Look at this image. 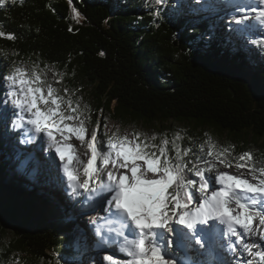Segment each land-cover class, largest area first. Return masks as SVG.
<instances>
[{
  "label": "trees",
  "instance_id": "1",
  "mask_svg": "<svg viewBox=\"0 0 264 264\" xmlns=\"http://www.w3.org/2000/svg\"><path fill=\"white\" fill-rule=\"evenodd\" d=\"M210 1L25 0L0 7V191L37 211L21 205L16 224L5 223L17 232L0 240V264H65L83 251L74 221L82 199L73 197L86 189L67 187L49 161L24 147L27 131L16 129L18 114L5 105L18 69L51 66L74 102L82 95L94 115L101 113L98 122L106 114L124 131L149 127V135L134 132L142 152L179 165L195 188L197 171L220 159L264 176V38L251 49L241 45L233 16ZM107 136L106 145L114 144ZM173 191L181 189L174 183L169 197ZM182 239L190 264H225L207 260L187 231ZM170 250L178 257L175 243Z\"/></svg>",
  "mask_w": 264,
  "mask_h": 264
},
{
  "label": "rangeland",
  "instance_id": "2",
  "mask_svg": "<svg viewBox=\"0 0 264 264\" xmlns=\"http://www.w3.org/2000/svg\"><path fill=\"white\" fill-rule=\"evenodd\" d=\"M196 1L201 3L203 0ZM246 1L248 0H212L206 4L210 6V8H216L222 12L225 11L233 16L232 19H235L236 21V25L234 26V37L241 36L242 39L240 40V44L246 46L247 49H251L250 45L252 43V40L264 38V17L260 15V13L264 12V6L262 5V10L260 11L254 8L249 9V11H244L242 10V6L247 3ZM196 18L200 17L196 15ZM242 33L245 34L242 35ZM27 68L28 67H24V70ZM23 73L24 76L22 78L28 81V83L21 84L19 82V79L21 77L19 76L18 72V75H16L17 79L14 83V87L8 89V97L5 105H9L13 110H16L18 114L16 116V129L19 127H23L27 131L26 139L23 143L24 147L32 150V153L35 155V157H40L49 161L52 165V167H50L51 170L54 171V173L57 175L58 180L67 185V187H75L77 185H82L85 180L88 181V188L85 190V192L76 194L77 196L73 197L74 199H78L79 197L82 199L78 209H76L77 213L74 221L75 224H78L80 233V237H78L79 239L81 238L80 241L81 245L83 246L81 255H83L77 260L70 259L67 261H63V263L65 264H85L84 259H86L89 253L92 252L91 249L89 250L83 242L84 238L81 237V233L83 231L82 227L85 224L89 230L92 227L98 231V225L101 221L99 220L101 219V214H103L105 210L107 211V209L110 206H113L115 203L113 201V195L101 187L102 183L105 185H107V183L105 181H100L103 172L105 174L106 171L110 170V168L116 166L115 163H104V158L108 156H111V158L115 160L116 151V149H114L113 147L106 145V140L108 138L107 135H110L113 139H115V143L113 145L123 146L124 142L126 141V146L134 149L138 145L134 132L140 133L142 135H149L150 133H152V131L149 127L145 128L140 123L124 131L118 123L108 119L106 114L102 115L101 122H98V115H100L101 113L97 112L94 115V110H92L88 106V104L91 105V102H85L83 98L84 96L82 95L80 98L75 97L74 99L76 100V102H74L72 100V96L65 88L62 79L58 78L59 74L51 66L40 67V69L31 67V70L29 72ZM37 77L39 79H37ZM4 80L5 76L3 75L2 83H4ZM29 88H39L40 92L34 93V95L37 98L43 96L46 100L49 101L47 104L38 102L37 108L41 112L46 114L49 112V110L54 113L50 119L45 121V130L43 132L36 133L34 126L28 123L30 119H34V113L36 112V109H31L30 111L28 110V101L26 99V96ZM50 88L55 90L52 97L48 96ZM52 99H55L57 101V104L51 103ZM17 101L20 102V106L17 105ZM82 110H86V112L83 113ZM68 113L69 116L67 115ZM170 125L172 126V128L177 126V124L174 122L170 123ZM79 127L84 128V141H80L76 137L74 132L67 131V129ZM49 131L51 132L52 137H54V141L49 139ZM93 134H95L97 137L95 141L91 140ZM65 137H67V139H65ZM63 142L65 144H63ZM66 142H70V145ZM53 143L60 147H67L68 145H72L70 152L75 155H73V159L71 160V162L66 159V155L64 157L66 160L64 158L61 160V157L56 152L55 147L52 146ZM88 143L93 144L97 150V159L95 164L93 165L96 171L93 173L92 177L85 176L84 174V170L87 167L88 161L92 158L91 149L87 146ZM39 144H42V146L40 147ZM73 144L75 145V147ZM45 147L49 148V151H46ZM75 148L77 150H75ZM40 150L42 151V154ZM137 163L139 166L147 168L143 161H137ZM65 166H67L68 171L73 172V174L77 177L75 181H69L65 172ZM159 167L160 165H158V168ZM200 171L201 174L206 178V180L210 181L209 186L206 190V195L209 196L213 191L219 192L223 190L224 185H222L218 180V177L220 175H230L235 178L246 180L254 187H259L260 181L264 180V176L257 177L250 169L238 167L236 164H231L224 159L206 163L200 168ZM151 174L149 175L156 177V179H161L163 177L162 171ZM105 177L108 178V175H106ZM198 188L199 186H197V188H195L194 190ZM238 190L240 191V196H242L243 198H251L248 200L244 199L243 201V199H241L238 194H235V197L239 198L242 203L250 206V210L252 212H264V197H256L258 203L254 207H251L253 194L237 188L236 191ZM197 195H200L198 191ZM202 202L203 201H201V203ZM97 205L102 206V209L93 212L92 210H94ZM196 207H198L196 201H192V203L189 204V208L193 210H195ZM229 207L233 209L234 213L239 211L234 203L230 204ZM108 212L111 213L112 211L109 210ZM84 215L86 216L84 217ZM94 218L96 220L95 227L92 225ZM260 218L261 217L257 215L253 220L252 228L254 229V231L245 234L243 229L239 228V226H236L238 235H230L229 237L225 236L224 231H222L220 234V232L217 231V229H220L219 225L214 220H210V223L208 222V224L203 225L207 228L210 227L212 229V237L209 239L206 235V231H199L200 227L198 224L196 225V234L194 235L183 225L176 223L175 220L178 219V216H175L173 217V220L169 222L168 227L170 228V230L162 229L161 235L163 236V245L160 253L164 257V259L166 261H170L171 264H183L181 261H179V259L172 258V252L170 249L171 244L175 243V245L178 247V257L182 256L183 258L188 260L189 255L188 253H185L186 248L183 247L184 241L182 239V233L187 231L188 233H190L195 242L197 240L200 241V243L196 242L199 251L202 252L209 261H215L217 257H220L221 259H223L225 264H259L258 259L260 254L263 253L264 249V238H262L264 237V226L259 223ZM211 223L212 225H210ZM170 231L174 232L175 235L170 234L171 237H169ZM197 232L199 233L200 237L197 236ZM180 248H182V250ZM105 252L106 254H104L103 252V255H101L102 259L106 260L105 257H112L114 260L117 259L116 255L112 252ZM97 257H99V254H92V259L90 260V262L88 261L89 263H87L95 264V262H97ZM107 262L109 263V261ZM13 264L20 263L15 262Z\"/></svg>",
  "mask_w": 264,
  "mask_h": 264
},
{
  "label": "snow or ice",
  "instance_id": "3",
  "mask_svg": "<svg viewBox=\"0 0 264 264\" xmlns=\"http://www.w3.org/2000/svg\"><path fill=\"white\" fill-rule=\"evenodd\" d=\"M260 15L264 17V12L260 13ZM3 35L4 33H0V36ZM14 38L12 35L8 36V39ZM17 71L19 72V70ZM19 76L21 77L19 79L21 84L28 83V81L22 78L24 76L23 72H19ZM10 79L15 82L17 77L12 76ZM37 79L39 78L37 77ZM39 92V88H29L26 99L29 108L36 109L34 119L30 122L36 127L37 132H43L45 130V121L50 119L54 113L49 110L46 114L37 108L38 102L45 104L49 102L43 96L37 98L34 95V93ZM54 92L55 90L50 88L48 96L52 97ZM51 103L57 104V101L52 99ZM17 105L20 106L19 101H17ZM67 131L74 132L80 141L85 140L83 127L70 128ZM48 136L50 140L54 141V137H52L50 131ZM96 139V135L93 134L91 140L95 141ZM126 144L127 142L125 141L123 146H117L110 142V146L116 149L115 160L111 156H108L104 158V163H115L118 167L130 168L131 177L129 178L123 174L117 177L112 173H108L109 184L105 185L102 183L101 187L106 191L115 192L113 201L115 202L116 208L125 212L135 227L139 229V239L137 241L125 240V243L131 245V247H122L121 250L132 257L130 264H171L170 261H166L161 255L160 249L152 247L146 250L145 242L149 240L150 234L154 240L155 233L152 232L153 228L170 230L168 227L169 222L175 216H178L175 222L183 225L194 235L196 234L197 224H208L210 220H219L220 224L226 226L227 234L231 236L238 235L236 226L243 229L245 234L254 231L252 225L257 215L261 217L259 223L264 226V212H252L249 205L242 203L239 198L235 197L237 188L252 193L253 199L251 207H254L258 203L256 197H264V180L260 181L259 187H254L246 180L230 175H220L218 180L224 185L223 190L219 192L213 191L209 196L206 195V190L210 181H207L199 171H197V175L200 176V185L198 189L194 190L195 185L193 181L189 179L185 183V178L180 175L182 169L179 165L171 166L168 160H164L161 164L158 158H150L148 154L143 153L139 145L133 149L127 147ZM52 146L55 147L61 159L64 158L65 153L71 151L70 146L62 148L55 143ZM87 146L91 149L92 158L88 161L84 174L85 176L92 177L96 171L93 165L97 159V150L91 143H88ZM68 160L71 162V155L68 156ZM140 160L147 166V172L157 173L158 171H162L163 177L157 180H147L145 178V171L137 163ZM158 165H160L159 168ZM237 166L239 167V165ZM261 171L264 174V169ZM65 172L69 181H75L77 179L73 172L68 171L67 166H65ZM174 183L181 189V192L173 191L169 197L167 195L168 190ZM81 187L87 189L88 181L85 180ZM73 189L75 190V188ZM197 191L200 194L199 196L197 195ZM191 201H196L198 205L195 210L189 208V202ZM201 201L203 202L201 203ZM169 203L172 205L171 208L169 207ZM232 203L239 209L238 212L234 213L233 209L229 207ZM196 242L200 243L199 240ZM259 258L261 261H264V254H260ZM105 259L109 261V264H117L112 257H105Z\"/></svg>",
  "mask_w": 264,
  "mask_h": 264
},
{
  "label": "bare ground",
  "instance_id": "4",
  "mask_svg": "<svg viewBox=\"0 0 264 264\" xmlns=\"http://www.w3.org/2000/svg\"><path fill=\"white\" fill-rule=\"evenodd\" d=\"M246 2L247 3H245L242 7H248V6L251 5L249 8H254L256 10H260L262 8V5L259 3V0H248ZM69 143H67V144H69ZM63 144H65V143L63 142ZM74 147H75V145H74ZM75 150H77V149L75 148ZM76 154H77V152H76ZM65 155H66V159H68V156L69 155H71L72 156V159H73V155H75V154H72L71 152H67V153H65ZM141 168L145 171V176H146L145 178L147 180H154V179H156V177L151 176L152 174L150 172H147L146 171V167L145 168L144 167H141ZM108 173H112L113 175H115L117 177L119 175H121V174L126 175L129 178L131 177L130 168L118 167L116 165L115 167H112V168H110V170L106 171L105 174L103 172V174L101 175V182H104L105 181L107 184H109L108 178L105 177ZM149 174H151V175H149ZM108 192L110 194H112L113 196L115 195V192L114 191H108ZM245 198H247V197H245ZM247 199H251V198H247ZM114 205H115V203H114ZM114 205L113 206H110L107 209V211L105 210L103 212V214H101V219L98 218L99 220H101L100 223H99V225H98L99 226V230L98 231L95 228H92V227L89 230L88 227L85 224L82 227V230L83 231L81 230L82 231L81 237L84 238V240H83L84 244L88 247L89 250L91 249V252H92V253H89V255L87 256L86 259H84L85 264H88L90 262V260L92 259L91 258L92 254H95V253L96 254H99V257H97V262H95V264H109L106 260L102 259V257H101V255H103V252H104V254H106L105 251H107V253H109V252L111 253L112 252L113 254H115L116 257H117V259H118L117 260L115 258L116 259L115 261L118 264H130V261H131L132 257L128 256L125 252H122L120 250L121 249V244L125 240L137 241V239L139 237V229H137L135 227V225L127 217V214L125 212H123L122 210L117 209L116 208V205L115 206ZM101 209H102V206L97 205L95 207V209L92 210V211L94 212V211L101 210ZM109 210H111L112 212L109 213L108 212ZM113 211H115V212H113ZM85 216L86 215H84V217ZM117 222H120L121 224L118 225ZM92 225L94 227L96 225L95 218L93 220ZM198 225H199V227H201L200 224H198ZM153 232L155 233V236H157L154 241H151L152 244H153V247H156V248L160 249V251H161L162 245H163V238H162L163 236H160V231L159 230L153 229ZM117 233H122V235H117ZM207 236H208V234H207ZM79 237H80V233H79ZM149 254H150V252H149ZM82 255L80 254V257Z\"/></svg>",
  "mask_w": 264,
  "mask_h": 264
},
{
  "label": "water",
  "instance_id": "5",
  "mask_svg": "<svg viewBox=\"0 0 264 264\" xmlns=\"http://www.w3.org/2000/svg\"><path fill=\"white\" fill-rule=\"evenodd\" d=\"M12 192L14 195L16 194V191H10ZM1 200H3L5 203H7L8 201L12 202V205L9 206L8 208H4V207H0V240H2V238H6V239H11L14 238L15 236V232H17L16 228H12V227H5V223H8L9 220H13L15 219L14 223L16 224V215L18 216H22V211H21V205H25L26 211H29L30 213H34V209L31 207V205H27V202L22 201V199H20L21 201H19V203L15 202L14 199H11L9 197V195L7 196L6 194L2 193L0 191V202ZM37 212V211H35ZM15 216V218H14ZM8 218V219H7ZM2 227V229H1ZM6 229V230H5ZM16 231H15V230Z\"/></svg>",
  "mask_w": 264,
  "mask_h": 264
},
{
  "label": "clouds",
  "instance_id": "6",
  "mask_svg": "<svg viewBox=\"0 0 264 264\" xmlns=\"http://www.w3.org/2000/svg\"><path fill=\"white\" fill-rule=\"evenodd\" d=\"M12 3V4H19V5H23L24 3H25V0H0V7H3L5 4H7V3ZM156 2L157 3H159L160 2V0H156ZM0 27H2V26H0ZM37 31H38V29H37ZM0 33H3L2 31H0ZM5 56L8 54L7 52H4L3 53ZM98 55L101 57V58H103L104 56H105V53L103 52V51H101L100 53H98ZM19 70V69H18ZM34 71V70H33ZM28 110L30 111L31 109L29 108V106H28ZM32 119H30L29 121H28V123L29 124H31V125H33L30 121H31ZM34 126V125H33ZM34 129H35V132L36 133H39V132H37L36 131V127L34 126ZM73 191H75L74 189H73ZM117 235H122V233H117ZM128 241H131V240H128ZM122 247H124V248H130L131 247V245H129V244H126L125 243V241L124 242H122V244H121V249L120 250H122Z\"/></svg>",
  "mask_w": 264,
  "mask_h": 264
}]
</instances>
